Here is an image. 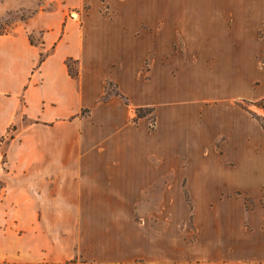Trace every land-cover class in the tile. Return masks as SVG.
<instances>
[{"label": "crops", "instance_id": "obj_1", "mask_svg": "<svg viewBox=\"0 0 264 264\" xmlns=\"http://www.w3.org/2000/svg\"><path fill=\"white\" fill-rule=\"evenodd\" d=\"M237 1L249 26L264 14V0H57L0 35V137L21 128L25 167L0 202L21 210L18 264H264V130L236 102L208 105L220 94L201 80L172 97L163 69L229 67L239 91ZM16 239L0 228V264Z\"/></svg>", "mask_w": 264, "mask_h": 264}, {"label": "rangeland", "instance_id": "obj_2", "mask_svg": "<svg viewBox=\"0 0 264 264\" xmlns=\"http://www.w3.org/2000/svg\"><path fill=\"white\" fill-rule=\"evenodd\" d=\"M262 4V10L264 9V1ZM220 4V3H218ZM221 3L220 5H223ZM57 0H0V35L10 33L16 25L28 20L33 15L37 14L41 10L51 11L57 7ZM235 9L232 17L234 28L236 33L234 34V41L237 49H246V57L248 59V65L245 66V77L239 91L229 87V67L224 66H168L163 69L168 70L167 77L169 79L168 89L173 95L177 90H188L192 87L198 88L200 83L197 80H201V83H209L212 86L213 91H218L219 97H213L208 99V105L214 103L229 105L232 102L237 103L240 107L246 110L250 117L254 119L264 130V101L252 102L242 101L235 99V96L242 95L245 99L251 100L264 95V33L260 32L258 37L255 33L260 27L264 30V14L260 15V18L256 19L253 25H247L243 16V8L239 6V3L235 2ZM234 8V7H233ZM252 10V9H251ZM263 55V56H262ZM260 62V63H259ZM259 63V65H258ZM160 68V67H159ZM183 69L185 72L178 79V70ZM71 71L75 72V66H71ZM151 66H142L140 69L139 79L145 82L146 78L150 77ZM259 80V81H258ZM107 98L110 95L117 94L118 90L114 83L110 82L107 86ZM144 91H141L139 87L134 90V96L137 98L143 97ZM182 93H180L181 96ZM176 96L175 94L172 96ZM139 113H138V112ZM225 114L229 111L225 110ZM137 119L146 117V121L150 124V128L154 129L153 124L156 123V114L152 113L150 109L139 108L136 109ZM140 116V117H138ZM197 118L200 119V115L197 113ZM228 119V117H226ZM0 137V202L4 201L9 193H18V187L16 184L21 181V128H11L8 133ZM14 138L15 140H11ZM224 139L217 138V144L221 147V142ZM259 144H262V137H257ZM29 153V152H28ZM219 160H222V154L220 150L217 152ZM30 154V153H29ZM16 186L14 189L12 187ZM148 196V195H147ZM18 197V196H16ZM150 197V196H149ZM178 195H171L170 198L176 200ZM186 202L191 205V199L189 195H186ZM156 210L139 209V218H143L146 214L155 212ZM160 212V210H157ZM170 214L177 216L181 211L178 209L170 210ZM172 216V215H171ZM21 210H0V228L9 227L12 232L16 233L15 245L12 254L15 256V264H18V260L21 256ZM143 223V219H140Z\"/></svg>", "mask_w": 264, "mask_h": 264}, {"label": "trees", "instance_id": "obj_3", "mask_svg": "<svg viewBox=\"0 0 264 264\" xmlns=\"http://www.w3.org/2000/svg\"><path fill=\"white\" fill-rule=\"evenodd\" d=\"M262 101H264V99L263 100H261V101H259V102H262ZM138 112V111H137ZM139 113V112H138ZM138 115V114H137ZM138 117H140V116H138ZM153 127H154V124H153Z\"/></svg>", "mask_w": 264, "mask_h": 264}]
</instances>
